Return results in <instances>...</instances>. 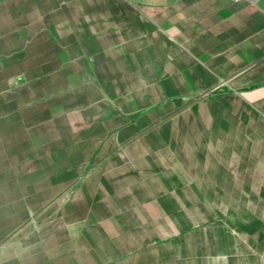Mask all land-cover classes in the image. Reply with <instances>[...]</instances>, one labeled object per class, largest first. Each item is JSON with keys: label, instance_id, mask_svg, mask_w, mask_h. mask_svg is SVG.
<instances>
[{"label": "crops", "instance_id": "0c3cea01", "mask_svg": "<svg viewBox=\"0 0 264 264\" xmlns=\"http://www.w3.org/2000/svg\"><path fill=\"white\" fill-rule=\"evenodd\" d=\"M190 126L216 150L174 153ZM254 142L264 0H0V264H264L173 193L228 189Z\"/></svg>", "mask_w": 264, "mask_h": 264}, {"label": "rangeland", "instance_id": "374dc122", "mask_svg": "<svg viewBox=\"0 0 264 264\" xmlns=\"http://www.w3.org/2000/svg\"><path fill=\"white\" fill-rule=\"evenodd\" d=\"M163 130H169V128ZM172 133L177 140L166 145H171L173 152L178 153V155L181 152H190L200 156L199 153L201 152L216 150V142H211L212 139L211 141H203L196 137L197 134L201 133L210 134V136L212 134L216 135V127L200 128L190 126L188 128L189 140L185 138L187 134L185 128L173 127ZM238 155L240 157L237 158L236 165L232 164L231 166L233 174L223 176L221 180H218L217 176H208L210 179L212 178L211 183L216 182L228 189H219L218 186L216 189L187 192L174 191L173 193L177 195L176 197L187 194L195 202L203 203V205L189 208L194 213L199 212V214H204L206 217L218 215L227 220L229 225L237 230L251 231L253 234H264V143L241 144ZM191 160L200 163L206 162L210 166L213 162L216 164V158L206 159L205 161L192 158L188 161L191 162ZM182 161L184 159L182 160L181 156L173 160L172 182L180 183L186 181L187 177L189 182H196L197 178L202 177L180 173L184 168L178 163H182ZM230 163L233 162L230 161ZM158 177L161 178L162 175L158 174ZM180 209L177 208V210Z\"/></svg>", "mask_w": 264, "mask_h": 264}, {"label": "built area", "instance_id": "2783aa9c", "mask_svg": "<svg viewBox=\"0 0 264 264\" xmlns=\"http://www.w3.org/2000/svg\"><path fill=\"white\" fill-rule=\"evenodd\" d=\"M250 1H254V0H250Z\"/></svg>", "mask_w": 264, "mask_h": 264}]
</instances>
